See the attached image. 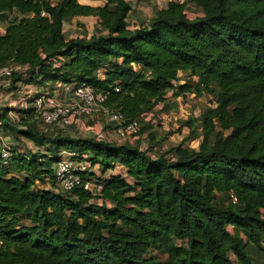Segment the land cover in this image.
Wrapping results in <instances>:
<instances>
[{
  "label": "trees",
  "instance_id": "16d2710c",
  "mask_svg": "<svg viewBox=\"0 0 264 264\" xmlns=\"http://www.w3.org/2000/svg\"><path fill=\"white\" fill-rule=\"evenodd\" d=\"M104 2L0 0V18L21 16L0 30V70L28 67L6 92L87 84L105 108L138 121L139 136L169 93L212 94L202 141L155 157L129 142L49 134L34 108L13 110L18 120L3 109L2 127L44 149L0 157V264H254L250 248L264 253V0L171 1L134 31L130 0ZM189 5L202 15L190 18ZM88 17L100 33L68 39L65 25ZM182 74L196 81L183 84ZM63 151L100 171L65 195L54 175ZM152 250L169 262L150 259Z\"/></svg>",
  "mask_w": 264,
  "mask_h": 264
},
{
  "label": "rangeland",
  "instance_id": "374dc122",
  "mask_svg": "<svg viewBox=\"0 0 264 264\" xmlns=\"http://www.w3.org/2000/svg\"><path fill=\"white\" fill-rule=\"evenodd\" d=\"M188 15L190 18L195 19L198 15H202V11L193 5H189ZM18 17L21 18L18 13H11L1 17L0 30L4 31L7 26L17 21L16 19H19ZM97 27L98 26L95 22L74 20L73 22L66 24L64 30L67 38L72 39L80 36L91 37L94 34H99L100 30ZM180 79V82L183 84L186 83V81H196L191 79V77L188 78L187 76L185 77L183 75L180 76ZM66 91L68 92L67 89ZM34 95L37 96L39 94ZM172 95L173 93H169L168 95V104L166 108H163L161 105L155 109L153 114H149L147 116L145 123H143V127H147V130L142 135L138 137H131L126 142H129L134 146L139 145L143 150L149 151L155 157H159L163 153L179 145H184L190 149H194L199 146L203 138L201 135V115L207 109L212 107L214 103V95L205 94L201 98H198L195 95H187L186 97H180L177 99L173 98ZM26 96L27 94L24 93L19 97L25 98ZM20 99L17 100L20 101ZM103 119L104 118L99 115L94 118L93 122H91V118H86L85 121H79L78 124H74L69 129L67 128L66 131H64L63 128H60L59 126L51 127L39 120L35 121L37 122L38 128H40L42 131H49V134L55 129H60L66 134L71 133L72 136L75 137L95 138L98 137L99 134L105 133L109 138V136L113 135L115 129L110 126H106L104 128L102 125ZM150 121H152L154 125L151 126L149 124ZM191 122L193 124H191ZM219 131L221 130L219 129L217 132ZM113 138L114 135L111 139ZM126 142H123L122 144H125ZM118 171L121 173V170ZM96 173H100L99 169H96ZM96 202L100 204L103 203L101 200ZM21 222L23 226L33 225V223L27 220L24 216H21ZM229 229L234 236L243 238L245 240L243 233L232 227ZM184 244V242H178V245ZM250 252L254 264H264V253L253 247L250 248ZM148 257L158 263L169 262L168 254L164 251L152 250L148 254ZM232 259L234 263H238L234 256H232Z\"/></svg>",
  "mask_w": 264,
  "mask_h": 264
},
{
  "label": "built area",
  "instance_id": "2783aa9c",
  "mask_svg": "<svg viewBox=\"0 0 264 264\" xmlns=\"http://www.w3.org/2000/svg\"><path fill=\"white\" fill-rule=\"evenodd\" d=\"M58 2L60 0H51ZM28 67L20 65H11L0 70V92L6 91L12 85V78L16 73L23 72ZM68 90V92L66 91ZM61 90L67 94L64 101L58 99L52 100L49 95V90L46 89L42 94L33 87H29V91L16 93L17 95L27 94L25 98H21L19 106L22 109L29 110L34 108L40 121L51 127H60L64 131L78 124L79 121H85L86 118L94 119L98 115L103 117V126H114V138L107 137L105 133L98 135L99 139H107L112 143L122 144L128 141L131 137H138L141 131V124L137 122L128 123L125 116L119 111H110L105 108L107 97L97 94L95 89L87 84L78 87H70L59 85L57 91ZM56 91V92H57ZM117 92L120 90L117 89ZM37 92V93H36ZM67 92V93H66ZM34 99L35 102L27 100ZM145 118L147 119V116ZM145 119V121H146ZM60 130V129H57ZM103 130V129H102ZM101 130V132H103ZM12 148H6L0 152V157L6 163L13 157ZM98 167H93L91 162L86 159H80L75 153L63 151L58 155V161L54 167V175L56 180V191L63 195L71 193L76 187L83 184L82 175L85 173H96ZM90 183L86 184V189H90ZM232 201L235 203L237 199L232 196Z\"/></svg>",
  "mask_w": 264,
  "mask_h": 264
},
{
  "label": "crops",
  "instance_id": "0c3cea01",
  "mask_svg": "<svg viewBox=\"0 0 264 264\" xmlns=\"http://www.w3.org/2000/svg\"><path fill=\"white\" fill-rule=\"evenodd\" d=\"M171 1L182 2L183 0H130V3L132 5V12L130 13L128 19L129 29L134 31L142 27L148 26L153 20V18L156 16V14L160 10L166 9L169 2ZM80 2L82 4L91 5L95 7L105 5L104 0H80ZM76 20L91 21V22H95L98 25V19L94 17L78 18ZM97 28L99 29V27ZM182 75L186 76L185 74ZM35 89L37 90V88H34V90ZM19 96L21 95H17L16 93H9L6 91L0 92V114L5 108L12 109L9 114V118L12 120H18L19 116L13 110L15 109L23 110L19 106L21 100L20 101L17 100L20 99ZM48 96L53 101L56 99H58L59 101H64L67 98V94L63 93L61 90H59V92L58 91L55 92L54 95H50L49 93ZM27 101L29 102V99ZM93 121L94 119H91V122ZM102 125H104L103 122ZM110 127L114 128V126H110ZM6 148L16 149L19 153L23 155H30V153L37 154L38 152L44 149L43 147H38L35 143L28 141L26 139L23 138L18 139L16 136L10 133V131L2 127L0 121V152ZM51 189L52 188L50 186L47 187V190H51Z\"/></svg>",
  "mask_w": 264,
  "mask_h": 264
}]
</instances>
